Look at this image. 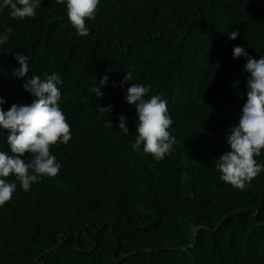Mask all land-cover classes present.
Returning <instances> with one entry per match:
<instances>
[{
  "label": "trees",
  "instance_id": "1",
  "mask_svg": "<svg viewBox=\"0 0 264 264\" xmlns=\"http://www.w3.org/2000/svg\"><path fill=\"white\" fill-rule=\"evenodd\" d=\"M86 26L78 35L66 0H42L24 19L0 0V34L13 29L0 45L3 109L33 100L27 77L14 75L20 52L29 75L62 78L58 103L71 129L67 144L50 148L59 173L28 191L16 181L0 206V264H264V171L240 190L215 167L247 101L250 73L233 49L264 58V0H100ZM128 71L133 80L121 84ZM134 83L150 86L146 99L167 101L176 142L162 160L132 147ZM0 151L11 155L2 128ZM255 159L264 165V150Z\"/></svg>",
  "mask_w": 264,
  "mask_h": 264
},
{
  "label": "clouds",
  "instance_id": "2",
  "mask_svg": "<svg viewBox=\"0 0 264 264\" xmlns=\"http://www.w3.org/2000/svg\"><path fill=\"white\" fill-rule=\"evenodd\" d=\"M41 3L42 0H3V6L11 10V16L19 19L34 17ZM57 3H65V0H57ZM99 3L100 0H66L68 19L78 35L89 34L86 20L95 18ZM12 31L10 27L5 29L8 34ZM8 34H0V45L8 42ZM238 35V30L232 31L229 39H236ZM233 55L237 59L242 56L246 59L242 67L250 73L247 78V101L242 107L239 124H234L226 136L231 150L219 157L215 167L221 173L222 181L243 190L246 182L250 183L264 171V165L258 164L255 159L264 150V58L250 56L242 46H235ZM16 59L20 67L15 69L14 75L27 77L23 88L33 100L30 104L14 103L5 111L2 107L5 100L0 97V128L7 131V143L11 149V155L0 151V206L12 199L17 188L16 181L24 191H28L32 183L42 177L56 176L61 164L51 154L50 148L61 142L67 144L71 139L70 125L58 103L61 99L58 85L63 84L62 78L55 72L46 74L44 78L29 75L28 57L17 52ZM132 80V73L128 71L121 84ZM99 81L100 86L94 87L93 92L97 97H103L105 93L101 87L108 82V76ZM149 90L150 86L137 83L126 90V100L136 106L138 116V135L132 147L137 149L143 145L144 152L162 160L170 154L176 137L168 131L173 121L168 114L167 101L157 95L146 99L145 94ZM112 111L111 106L99 107L101 113L111 114ZM119 121V129L127 134L126 117L121 115ZM107 127H113L111 120L107 121ZM29 153L32 158L25 161L23 157ZM10 175L15 177L14 182L6 179Z\"/></svg>",
  "mask_w": 264,
  "mask_h": 264
}]
</instances>
